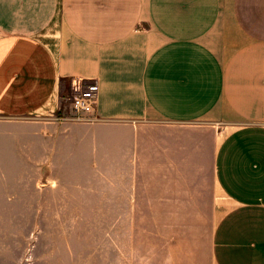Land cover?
Returning a JSON list of instances; mask_svg holds the SVG:
<instances>
[{
  "label": "crops",
  "instance_id": "obj_1",
  "mask_svg": "<svg viewBox=\"0 0 264 264\" xmlns=\"http://www.w3.org/2000/svg\"><path fill=\"white\" fill-rule=\"evenodd\" d=\"M91 81L97 119L60 117ZM0 121L107 133L125 217L211 220L201 264H264V0H0Z\"/></svg>",
  "mask_w": 264,
  "mask_h": 264
},
{
  "label": "rangeland",
  "instance_id": "obj_2",
  "mask_svg": "<svg viewBox=\"0 0 264 264\" xmlns=\"http://www.w3.org/2000/svg\"><path fill=\"white\" fill-rule=\"evenodd\" d=\"M69 100L60 117L84 120ZM46 135L0 121V264H201L211 220L125 217L107 133L91 147Z\"/></svg>",
  "mask_w": 264,
  "mask_h": 264
},
{
  "label": "built area",
  "instance_id": "obj_3",
  "mask_svg": "<svg viewBox=\"0 0 264 264\" xmlns=\"http://www.w3.org/2000/svg\"><path fill=\"white\" fill-rule=\"evenodd\" d=\"M73 93L70 98V109L73 116L77 119L95 120L96 100L99 90L98 83L95 81L84 84H75L72 87Z\"/></svg>",
  "mask_w": 264,
  "mask_h": 264
}]
</instances>
